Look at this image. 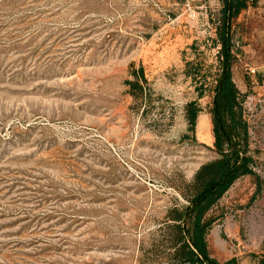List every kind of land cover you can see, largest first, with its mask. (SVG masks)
<instances>
[{"label":"rangeland","instance_id":"1","mask_svg":"<svg viewBox=\"0 0 264 264\" xmlns=\"http://www.w3.org/2000/svg\"><path fill=\"white\" fill-rule=\"evenodd\" d=\"M245 5L232 79L252 173L205 214L218 264H264V0ZM220 8L0 0V264H172L169 218L217 158L209 108ZM186 62L209 78L202 97ZM133 72L147 81L145 101ZM194 101L191 133L185 106Z\"/></svg>","mask_w":264,"mask_h":264},{"label":"trees","instance_id":"2","mask_svg":"<svg viewBox=\"0 0 264 264\" xmlns=\"http://www.w3.org/2000/svg\"><path fill=\"white\" fill-rule=\"evenodd\" d=\"M218 1L221 8L214 40L218 47V69L210 86L212 96L209 108L213 149L217 158L203 165L196 173L188 206L181 214L169 218L171 224L168 227L173 229L169 255L172 264H218L207 253L205 234L212 220L205 221V214L237 179L252 173V162L247 155L248 132L243 120L241 96L232 79V67L236 62L233 25L246 5L245 0ZM185 67V73L194 82L198 97H202L209 89L208 76L201 74L202 67L197 63L186 62ZM133 76L134 82L130 86L139 95L135 97L145 101L150 95L147 81L142 72H133ZM199 113L195 101L185 106V118L191 133H194Z\"/></svg>","mask_w":264,"mask_h":264},{"label":"bare ground","instance_id":"3","mask_svg":"<svg viewBox=\"0 0 264 264\" xmlns=\"http://www.w3.org/2000/svg\"><path fill=\"white\" fill-rule=\"evenodd\" d=\"M197 128H199L200 130L203 129V127H202V122H201V121H200L199 124L197 125ZM203 131H205V130H203ZM208 133L210 134V128H209V127H208Z\"/></svg>","mask_w":264,"mask_h":264}]
</instances>
